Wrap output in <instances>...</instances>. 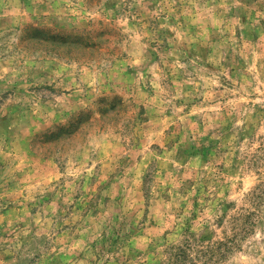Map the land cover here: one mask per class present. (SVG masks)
Returning <instances> with one entry per match:
<instances>
[{
	"label": "rangeland",
	"instance_id": "1",
	"mask_svg": "<svg viewBox=\"0 0 264 264\" xmlns=\"http://www.w3.org/2000/svg\"><path fill=\"white\" fill-rule=\"evenodd\" d=\"M0 264H264V0H0Z\"/></svg>",
	"mask_w": 264,
	"mask_h": 264
}]
</instances>
